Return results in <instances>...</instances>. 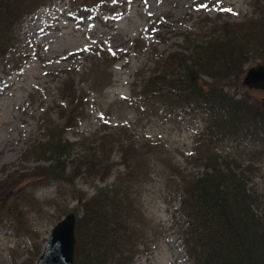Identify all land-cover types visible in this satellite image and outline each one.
Listing matches in <instances>:
<instances>
[{"label": "rangeland", "instance_id": "1", "mask_svg": "<svg viewBox=\"0 0 264 264\" xmlns=\"http://www.w3.org/2000/svg\"><path fill=\"white\" fill-rule=\"evenodd\" d=\"M205 4L206 9L199 7ZM251 13L250 0H53L25 17L16 31L18 45L0 61V264H33L34 246L42 247L39 259L66 213L83 215L76 197H94L124 172L116 147L112 161L118 166L106 182L36 180L50 163L35 157V148L66 127L63 115L70 112L72 127L64 141L76 145L73 159L85 156L83 144L95 147L105 136L135 145L145 157L143 179L131 190L143 215L138 232L143 241L134 264H190L175 173L203 171L195 151L203 118L168 113L141 96V85L158 58L181 51L188 39L226 24L237 26ZM259 65L260 59L249 62L246 74ZM245 76L237 86L230 79L225 89L237 99L264 104V88L249 89ZM217 151L226 160H238L243 170L251 169L248 191L257 201L256 212L264 214L260 145L225 141ZM19 219L27 222L29 234L18 231Z\"/></svg>", "mask_w": 264, "mask_h": 264}, {"label": "trees", "instance_id": "2", "mask_svg": "<svg viewBox=\"0 0 264 264\" xmlns=\"http://www.w3.org/2000/svg\"><path fill=\"white\" fill-rule=\"evenodd\" d=\"M52 1L0 0V61L18 45L16 31L22 20ZM250 7L252 15L237 26L226 24L207 36L188 39L181 51L158 58L141 85V96L168 113L182 119L187 114L203 118L195 146L197 166L203 171H175L186 220L181 236L190 264H264V214L256 212L257 201L248 191L251 169L243 170L238 160H226L217 151L225 141H252L264 154V104L237 99L224 86L232 78L235 82L230 85L241 84L252 60L260 59L264 65V0H250ZM73 116L63 115L67 128L52 131L48 142L35 148L34 156L50 163L36 180L73 185L86 177L106 182L118 166L112 154L119 147L124 172L94 197H76L83 215L77 218L75 264H134L143 241L138 233L143 215L131 190L143 179L145 169L140 167L145 157L135 145L105 136L91 142L95 147L83 144L85 156L73 159L70 152L76 145L64 141ZM18 226L20 233L29 234L27 222L19 219ZM34 249L33 264L42 247Z\"/></svg>", "mask_w": 264, "mask_h": 264}, {"label": "water", "instance_id": "3", "mask_svg": "<svg viewBox=\"0 0 264 264\" xmlns=\"http://www.w3.org/2000/svg\"><path fill=\"white\" fill-rule=\"evenodd\" d=\"M249 89L264 88V65L250 69L243 81ZM77 215H66L52 231L37 264H75Z\"/></svg>", "mask_w": 264, "mask_h": 264}, {"label": "snow or ice", "instance_id": "4", "mask_svg": "<svg viewBox=\"0 0 264 264\" xmlns=\"http://www.w3.org/2000/svg\"><path fill=\"white\" fill-rule=\"evenodd\" d=\"M217 4H219V0H217ZM199 7H200V8H204V9H206L208 6L205 4V5H200ZM218 10H219V11H223V12H229V13H232V14H234V15L237 14V13L232 12V9H230V8H218ZM102 118H103V117H102ZM105 123H108V121L105 120Z\"/></svg>", "mask_w": 264, "mask_h": 264}, {"label": "bare ground", "instance_id": "5", "mask_svg": "<svg viewBox=\"0 0 264 264\" xmlns=\"http://www.w3.org/2000/svg\"><path fill=\"white\" fill-rule=\"evenodd\" d=\"M48 15H46L45 17H47Z\"/></svg>", "mask_w": 264, "mask_h": 264}]
</instances>
